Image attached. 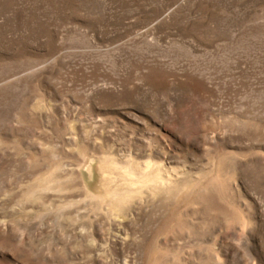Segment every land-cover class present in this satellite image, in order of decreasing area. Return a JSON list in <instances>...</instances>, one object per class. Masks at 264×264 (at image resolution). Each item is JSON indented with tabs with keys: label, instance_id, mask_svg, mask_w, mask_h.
I'll list each match as a JSON object with an SVG mask.
<instances>
[{
	"label": "rangeland",
	"instance_id": "obj_1",
	"mask_svg": "<svg viewBox=\"0 0 264 264\" xmlns=\"http://www.w3.org/2000/svg\"><path fill=\"white\" fill-rule=\"evenodd\" d=\"M0 264H264V0H0Z\"/></svg>",
	"mask_w": 264,
	"mask_h": 264
}]
</instances>
